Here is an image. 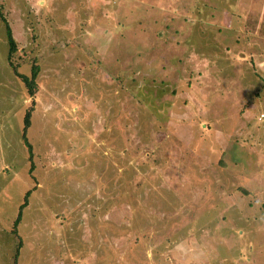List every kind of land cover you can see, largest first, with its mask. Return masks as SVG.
Instances as JSON below:
<instances>
[{"label":"rangeland","instance_id":"obj_1","mask_svg":"<svg viewBox=\"0 0 264 264\" xmlns=\"http://www.w3.org/2000/svg\"><path fill=\"white\" fill-rule=\"evenodd\" d=\"M0 13V264H264V0Z\"/></svg>","mask_w":264,"mask_h":264},{"label":"trees","instance_id":"obj_2","mask_svg":"<svg viewBox=\"0 0 264 264\" xmlns=\"http://www.w3.org/2000/svg\"><path fill=\"white\" fill-rule=\"evenodd\" d=\"M0 19L4 23L5 32H6V39L8 42V51H7V57H6L7 62L9 64V66L11 67L14 75H16L20 79V81L24 84V86L27 88L28 93L30 95H33V93L35 92V87H36L35 80H36L37 74H38V67L36 65H33V67L31 68V73L29 75L24 74L18 70L19 65L17 63H15L14 59H13V55L17 51V43L13 38L12 29H11L7 19L5 18V15L3 16V14L0 13ZM30 115H31V111L27 110L25 112V115L23 118V129H22V138H23L24 144L27 146L29 152L31 150V147H30L29 141L26 138V130H27V127L30 125ZM29 157L31 158V153L29 154ZM32 171H33V164L29 167V172L31 173ZM29 194H30V191L28 190L25 194L24 202L19 206L18 213H17V215H16V217L12 223V227H11V231H12L13 235L19 238V244L22 241L18 235L17 227H18V224L21 220L22 209L24 207H26V205H27V197Z\"/></svg>","mask_w":264,"mask_h":264}]
</instances>
